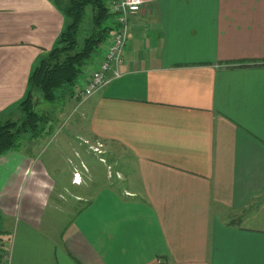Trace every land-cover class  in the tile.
I'll list each match as a JSON object with an SVG mask.
<instances>
[{"label": "crops", "instance_id": "obj_1", "mask_svg": "<svg viewBox=\"0 0 264 264\" xmlns=\"http://www.w3.org/2000/svg\"><path fill=\"white\" fill-rule=\"evenodd\" d=\"M63 24L0 0V120ZM118 70L49 108L68 153L0 156V264H264V0H150Z\"/></svg>", "mask_w": 264, "mask_h": 264}, {"label": "trees", "instance_id": "obj_2", "mask_svg": "<svg viewBox=\"0 0 264 264\" xmlns=\"http://www.w3.org/2000/svg\"><path fill=\"white\" fill-rule=\"evenodd\" d=\"M53 3L64 17L63 27L52 48L32 69L25 96L18 104L19 114L0 120V156L22 149L27 139L51 133L53 126L47 128L50 116L34 107L35 93L40 92L49 102L74 93V86L101 52L113 28L108 0H53ZM87 6L91 7L92 14L83 22ZM1 219L0 213V222ZM3 255L0 244V263Z\"/></svg>", "mask_w": 264, "mask_h": 264}, {"label": "built area", "instance_id": "obj_3", "mask_svg": "<svg viewBox=\"0 0 264 264\" xmlns=\"http://www.w3.org/2000/svg\"><path fill=\"white\" fill-rule=\"evenodd\" d=\"M150 0H108V10L113 28L101 48V59L83 74L74 86V93L81 102L100 90L111 79L120 75L118 65L122 62L123 51L129 35L130 19L141 11ZM73 181L79 182L78 173ZM8 254L4 252L3 257Z\"/></svg>", "mask_w": 264, "mask_h": 264}, {"label": "rangeland", "instance_id": "obj_4", "mask_svg": "<svg viewBox=\"0 0 264 264\" xmlns=\"http://www.w3.org/2000/svg\"><path fill=\"white\" fill-rule=\"evenodd\" d=\"M86 8L87 9L85 11L83 22L88 20V18L90 19L91 14H92L91 7L87 6ZM81 35L82 34L79 33V35H78L79 40H81ZM66 89H67V87L65 88V90ZM34 101H35L34 107L38 112L46 113L47 115L50 116V121L47 123V128H49L50 126H53L54 129L60 128L62 133L63 132H65V133L70 132L68 129V126H67V122H64V116L58 117L59 110H61L63 112L64 111L63 109H49V108H52L51 105H54L53 102H49V101L45 100L42 97V95L40 94V92L35 93ZM62 133H60V135H62ZM49 134L50 133H44L41 136H39V138L41 139L40 144L42 147H41V149H38V153H40L42 155H46V154L50 153L51 151L54 152L55 149L57 152H60V154L68 153L67 148H64L62 146H56L57 139L58 138L62 139L63 136L59 135V136L52 137V135H49ZM88 144H89V142L87 141L86 147L88 146ZM88 153H93V152L91 150H88ZM98 154H100V153H98ZM100 156H104V155H100ZM105 172H106V169H105Z\"/></svg>", "mask_w": 264, "mask_h": 264}]
</instances>
